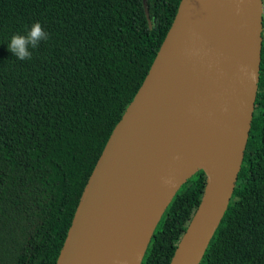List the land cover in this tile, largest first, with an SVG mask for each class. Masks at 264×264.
Returning <instances> with one entry per match:
<instances>
[{"label":"trees","instance_id":"1","mask_svg":"<svg viewBox=\"0 0 264 264\" xmlns=\"http://www.w3.org/2000/svg\"><path fill=\"white\" fill-rule=\"evenodd\" d=\"M0 0V264H56L86 183L181 0ZM49 33L20 61L13 34ZM203 170L178 191L142 264H170ZM200 264H264V32L256 108L228 210Z\"/></svg>","mask_w":264,"mask_h":264},{"label":"water","instance_id":"2","mask_svg":"<svg viewBox=\"0 0 264 264\" xmlns=\"http://www.w3.org/2000/svg\"><path fill=\"white\" fill-rule=\"evenodd\" d=\"M263 32L262 0L180 1L86 183L56 264H142L169 204L203 170L201 201L170 261L201 263L242 168Z\"/></svg>","mask_w":264,"mask_h":264},{"label":"clouds","instance_id":"3","mask_svg":"<svg viewBox=\"0 0 264 264\" xmlns=\"http://www.w3.org/2000/svg\"><path fill=\"white\" fill-rule=\"evenodd\" d=\"M48 39L49 33L37 21L33 22L25 33L13 34L7 44V48L20 61H27L32 58V50L38 48L42 41H47ZM164 183L171 185L172 181L166 179Z\"/></svg>","mask_w":264,"mask_h":264},{"label":"built area","instance_id":"4","mask_svg":"<svg viewBox=\"0 0 264 264\" xmlns=\"http://www.w3.org/2000/svg\"><path fill=\"white\" fill-rule=\"evenodd\" d=\"M262 14L264 16V0H262Z\"/></svg>","mask_w":264,"mask_h":264}]
</instances>
